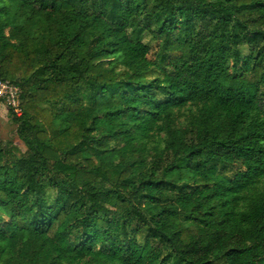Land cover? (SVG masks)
Listing matches in <instances>:
<instances>
[{
    "label": "trees",
    "instance_id": "trees-1",
    "mask_svg": "<svg viewBox=\"0 0 264 264\" xmlns=\"http://www.w3.org/2000/svg\"><path fill=\"white\" fill-rule=\"evenodd\" d=\"M0 79V264H264V0H0Z\"/></svg>",
    "mask_w": 264,
    "mask_h": 264
},
{
    "label": "rangeland",
    "instance_id": "rangeland-1",
    "mask_svg": "<svg viewBox=\"0 0 264 264\" xmlns=\"http://www.w3.org/2000/svg\"><path fill=\"white\" fill-rule=\"evenodd\" d=\"M142 40L147 43H153V40L148 32H145L142 36ZM247 52L246 48L243 50ZM17 125L11 121L9 114V106L0 103V140L4 143L12 142L13 146L17 148V155L20 156L26 151L25 144L16 136ZM143 241V239H141Z\"/></svg>",
    "mask_w": 264,
    "mask_h": 264
},
{
    "label": "built area",
    "instance_id": "built-area-1",
    "mask_svg": "<svg viewBox=\"0 0 264 264\" xmlns=\"http://www.w3.org/2000/svg\"><path fill=\"white\" fill-rule=\"evenodd\" d=\"M0 103L8 105L15 115L22 114V109L19 106L18 87L5 79H0Z\"/></svg>",
    "mask_w": 264,
    "mask_h": 264
}]
</instances>
